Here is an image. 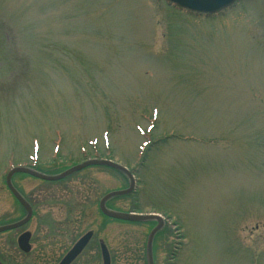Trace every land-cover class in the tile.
<instances>
[{"label": "rangeland", "instance_id": "rangeland-1", "mask_svg": "<svg viewBox=\"0 0 264 264\" xmlns=\"http://www.w3.org/2000/svg\"><path fill=\"white\" fill-rule=\"evenodd\" d=\"M94 159L137 180L108 209L162 216L155 264H264V0L213 17L164 0H0V223L22 214L12 168L55 176ZM11 182L39 213L19 232L48 211L50 264L90 231L74 264H101L85 259L98 240L112 264H146L156 222L99 210L125 174Z\"/></svg>", "mask_w": 264, "mask_h": 264}, {"label": "water", "instance_id": "water-1", "mask_svg": "<svg viewBox=\"0 0 264 264\" xmlns=\"http://www.w3.org/2000/svg\"><path fill=\"white\" fill-rule=\"evenodd\" d=\"M165 1L170 2L171 4L175 5L179 9H182L190 13H194V14L204 15V16H214V15L220 14L223 11L232 7L237 2V0H165ZM90 166L110 167L120 172H123L129 178L130 180L129 189L125 191L113 192L105 196L100 203V210L105 216L112 218V219L120 220V221H127V222L156 221L157 222V226L150 233L148 242H147V262L148 264H153V256H152L153 238L155 234L164 226V222L161 217L154 215V214L146 215V216L137 215V214H123V213H117V212H113V211L106 209L105 204L109 199L131 193L135 189V185H136L135 178L130 171H128L126 168L119 166L111 161L90 160L81 165L75 166L57 176H47V175L38 173L36 171L27 169V168H14L13 170L10 171V173L7 176V179H6L7 184L10 190L12 191V193L14 194V196L17 198V200L27 210V217L22 222L0 228V232L18 228L22 226L23 224H25L26 222H28L32 216V209L30 205L23 199V197L12 186L11 179L14 174L23 173V174L30 175L34 178H37L43 181L54 182V181L63 180ZM92 235H93L92 232H89L85 236H83L75 244V246L71 249V251L65 256V258L61 261L60 264H71L81 254L84 248L87 246L90 239L92 238ZM102 253L104 256V264H110L109 255L107 253L105 245L103 244H102Z\"/></svg>", "mask_w": 264, "mask_h": 264}, {"label": "flooded vegetation", "instance_id": "flooded-vegetation-1", "mask_svg": "<svg viewBox=\"0 0 264 264\" xmlns=\"http://www.w3.org/2000/svg\"><path fill=\"white\" fill-rule=\"evenodd\" d=\"M5 184H6V188L12 195L13 199L20 207L22 214L18 219H16L11 223H0V228L20 222L24 220L25 217L27 216L25 207L19 203L17 198L9 189L6 181ZM12 185L17 190V192L31 205L33 213L31 219L21 227L17 229H11L0 232V264H50V243H49L50 241H49V228H48L49 218L48 217L45 218L46 216H48V211L43 213L42 216L43 218L41 220L42 225H40L42 227L41 230L38 229V231L35 230L29 231L25 229L19 232V230L32 225L35 219H37L39 213L38 211H36V207L33 204L32 200L29 199L28 196H26L19 188H17V186L14 185L13 182ZM98 241L101 242V240ZM88 246L73 261L72 264L76 263L79 260V258L87 251ZM94 248L96 250L90 251L89 255H85V259L91 260L95 257H99L101 264H104L103 254L101 250V243H99V245H97V247ZM106 248L109 253V257L111 259V264H112V257H113L112 249L109 250L107 246ZM68 251L69 250H67V252ZM66 253H64V255L60 258V260L66 255ZM91 253L93 254L91 255ZM60 260L58 261V263L60 262Z\"/></svg>", "mask_w": 264, "mask_h": 264}]
</instances>
